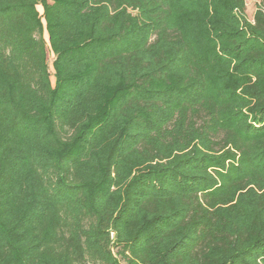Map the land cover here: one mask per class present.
<instances>
[{
    "label": "trees",
    "instance_id": "1",
    "mask_svg": "<svg viewBox=\"0 0 264 264\" xmlns=\"http://www.w3.org/2000/svg\"><path fill=\"white\" fill-rule=\"evenodd\" d=\"M246 10L0 0V264H264V0Z\"/></svg>",
    "mask_w": 264,
    "mask_h": 264
},
{
    "label": "rangeland",
    "instance_id": "2",
    "mask_svg": "<svg viewBox=\"0 0 264 264\" xmlns=\"http://www.w3.org/2000/svg\"><path fill=\"white\" fill-rule=\"evenodd\" d=\"M261 0H246L247 3V16L249 19L253 20L254 19V14L257 8V5L259 4ZM38 11L40 13L41 16V21L43 23V37L46 41V44L48 46V66H49V71L51 73V79L52 82L55 83L56 81V76H55V68H54V59H55V54L54 52L51 50L50 45H49V33L46 27L47 21H46V17H45V10H44V6L42 4H39L38 6Z\"/></svg>",
    "mask_w": 264,
    "mask_h": 264
}]
</instances>
